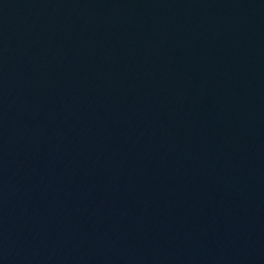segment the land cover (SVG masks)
<instances>
[{"label":"water","instance_id":"water-1","mask_svg":"<svg viewBox=\"0 0 264 264\" xmlns=\"http://www.w3.org/2000/svg\"><path fill=\"white\" fill-rule=\"evenodd\" d=\"M0 264H264V0H0Z\"/></svg>","mask_w":264,"mask_h":264}]
</instances>
